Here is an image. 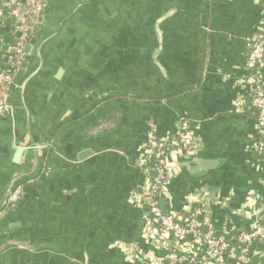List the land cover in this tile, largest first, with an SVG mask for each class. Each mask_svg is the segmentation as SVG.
Instances as JSON below:
<instances>
[{
    "label": "crops",
    "instance_id": "1",
    "mask_svg": "<svg viewBox=\"0 0 264 264\" xmlns=\"http://www.w3.org/2000/svg\"><path fill=\"white\" fill-rule=\"evenodd\" d=\"M207 14L200 80L195 89L172 95L164 96L172 91L169 84L149 88L142 79L145 89H132L137 97H108L112 90L103 81L62 110L69 88L80 87L85 59L69 73L67 63L33 58V45L24 54L9 95L14 119L0 120V212L15 173L34 178L23 186L19 205L0 213V264H143L122 255L118 244L153 258L174 251V242L150 239L134 194L143 181L141 145L150 127L165 138L180 121L201 140L202 150L185 169V159L168 157L167 191L160 200L165 211L180 220L198 206L207 228L231 236L264 222V158L256 150V114L242 84L248 42L264 32V0H207ZM42 19L29 43L42 33L46 13ZM16 39L13 22L4 17L0 69ZM186 81L191 85L190 77ZM115 92L125 91L120 86ZM16 139L48 146L14 165L8 144ZM44 169L47 175L36 182Z\"/></svg>",
    "mask_w": 264,
    "mask_h": 264
},
{
    "label": "water",
    "instance_id": "2",
    "mask_svg": "<svg viewBox=\"0 0 264 264\" xmlns=\"http://www.w3.org/2000/svg\"><path fill=\"white\" fill-rule=\"evenodd\" d=\"M41 4L48 19L38 38L24 47V54H29L33 45V58L38 56L42 63V57L48 56V61L67 63L72 68L69 73L78 71L76 64L85 59L84 69L77 76L80 87L69 88L62 110L68 108L74 97L103 81L112 90L108 97H137L133 90L145 89L139 83L142 79H148L147 87L156 82H160L159 86L169 84L172 91L164 96L196 88L202 75L207 0H41ZM43 20L41 17L38 22ZM89 52L92 55L86 59ZM37 69L26 76L20 90L28 85ZM189 77L191 85L186 81ZM120 86L125 92H115V87ZM8 105L7 117L13 121L14 106L9 97ZM47 146V142L16 139L14 144L9 141L8 156L11 151L14 153L15 165L20 157L43 152ZM188 160H183L184 169ZM33 178L15 173L2 192L0 213L7 214L4 211L7 197ZM159 207L165 211L164 201L159 202ZM250 252L264 257V243L253 245Z\"/></svg>",
    "mask_w": 264,
    "mask_h": 264
},
{
    "label": "built area",
    "instance_id": "3",
    "mask_svg": "<svg viewBox=\"0 0 264 264\" xmlns=\"http://www.w3.org/2000/svg\"><path fill=\"white\" fill-rule=\"evenodd\" d=\"M43 9L41 0H0V20L4 17L10 19L18 35L5 68L0 69V120L8 115L10 88L23 63V49L40 25L38 20L43 16ZM245 68L247 75L242 84L256 114V150L264 156V34L258 33L249 40ZM242 103L241 99L239 105ZM187 127L186 121H180L177 131L168 137L148 136L141 149L143 181L134 194L150 239L156 243L170 240L177 245L176 248L160 258L144 254L132 245L118 244L117 248L143 264H253L250 248L264 243V223L253 222L232 236L235 243L232 247L227 235L206 227L200 207L187 209L180 220L174 213L162 211L159 207L167 191L168 157L189 159L202 150L201 140ZM21 191L22 188L18 187L7 197V206L15 205ZM227 255L228 260L225 259Z\"/></svg>",
    "mask_w": 264,
    "mask_h": 264
},
{
    "label": "flooded vegetation",
    "instance_id": "4",
    "mask_svg": "<svg viewBox=\"0 0 264 264\" xmlns=\"http://www.w3.org/2000/svg\"><path fill=\"white\" fill-rule=\"evenodd\" d=\"M150 135H154L155 136V132H154V130H153V128L152 127H150V129H149V132H148V136H150ZM147 136V137H148ZM143 146V144L141 145V147ZM46 173V170L44 169L43 171H42V173L40 174V176H39V178H38V180H36V182H39V181H41V178H43L45 175H47V173ZM22 194H23V190L21 191V194L19 195V197L17 198V200H16V203H15V205L13 206V207H9V206H7V203H6V205H5V209H4V211H6V213L8 214L9 212H11V211H13L18 205H19V203L21 202V199H22Z\"/></svg>",
    "mask_w": 264,
    "mask_h": 264
},
{
    "label": "trees",
    "instance_id": "5",
    "mask_svg": "<svg viewBox=\"0 0 264 264\" xmlns=\"http://www.w3.org/2000/svg\"><path fill=\"white\" fill-rule=\"evenodd\" d=\"M36 31H37V29H36ZM36 31L33 32V36L35 35ZM261 34H264V32L261 33ZM263 158H264V156H263ZM263 163H264V159H263ZM196 207H198V206H196ZM262 223H264V222H262ZM231 237L232 236L230 234L227 235V238L230 240V245L232 247H234L235 246V243L233 242V240L231 239ZM250 255H251V259H252L253 264H264V258L254 256L253 254H250ZM225 259L228 260V255L226 256Z\"/></svg>",
    "mask_w": 264,
    "mask_h": 264
}]
</instances>
